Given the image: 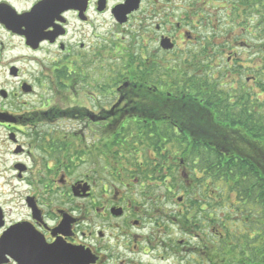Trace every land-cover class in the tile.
I'll return each mask as SVG.
<instances>
[{
  "label": "flooded vegetation",
  "instance_id": "af4514ba",
  "mask_svg": "<svg viewBox=\"0 0 264 264\" xmlns=\"http://www.w3.org/2000/svg\"><path fill=\"white\" fill-rule=\"evenodd\" d=\"M212 1L0 0V74L18 81L0 89L15 159L0 176V264H213L214 195L189 168L195 147L165 139L197 134L182 120L196 126L203 102ZM233 48L217 69L248 47Z\"/></svg>",
  "mask_w": 264,
  "mask_h": 264
},
{
  "label": "trees",
  "instance_id": "16d2710c",
  "mask_svg": "<svg viewBox=\"0 0 264 264\" xmlns=\"http://www.w3.org/2000/svg\"><path fill=\"white\" fill-rule=\"evenodd\" d=\"M212 2L215 23L225 22L227 30L214 34L213 40L205 39L197 56V67L203 68L205 77L198 78L192 90L203 102L193 107L196 126L186 124L189 118L182 120L183 130L190 128L197 134L177 137L168 130L166 145L195 147L188 153L189 168L199 173L195 178L205 189L201 193L214 195L213 225L219 233L213 242V264H264V0ZM218 9L225 14L218 15ZM235 43L248 47L241 48L243 52L253 51V58L248 57L251 66H244L242 54L236 51L235 70L217 69L230 66L226 57L234 55ZM185 89L179 85L176 90L184 94ZM177 113L189 111L180 106ZM153 139L148 137L150 145ZM131 140L134 145L142 138ZM172 169L174 164H165L164 171ZM155 173L151 169L149 175ZM170 176L177 178L174 173Z\"/></svg>",
  "mask_w": 264,
  "mask_h": 264
},
{
  "label": "rangeland",
  "instance_id": "374dc122",
  "mask_svg": "<svg viewBox=\"0 0 264 264\" xmlns=\"http://www.w3.org/2000/svg\"><path fill=\"white\" fill-rule=\"evenodd\" d=\"M218 15H223L225 14L224 11L218 9ZM225 22H221L219 24L215 23V28L217 27V30H214L213 31H209L208 33L210 34H218L220 32H222L223 30L226 31L227 30V27H226V23L224 24ZM203 38L202 40V43L205 41V39H211L213 40V37H201ZM227 37H225V40H226ZM217 39H221V37H217ZM216 42H220L221 40H215ZM249 42H252L251 38L249 40ZM200 49V46L198 48V50ZM246 52H243V49H238L237 52L238 54H242V58L245 60V63H243L244 66L246 67H250L251 64L249 62V59L254 56L253 54V51H251L250 49L249 50H245ZM253 54V55H252ZM248 57H250L248 59ZM253 58V57H252ZM8 60V59H7ZM25 73V77L28 76V72H24ZM15 83H18V81H14L12 80L7 74H0V89H7V90H12V91H17L18 89V84H15ZM66 94H63V92H57L56 90L54 89H49V100L51 101V106H57L59 108H63L65 107V105H63V103L66 102ZM28 102H30V100H27ZM0 143L2 145H0V153H2L3 155V159H2V164L0 166V176H5L6 173L5 171H7V167H9V165L6 164V162H8V164H12L15 159L12 157V154H13V147L12 145L8 142V136H7V132L6 131H1V135H0ZM2 141H6L7 142V145L6 146H3V143ZM77 172V170H75ZM4 173V175L2 174ZM7 176H10L8 173H7ZM212 190V189H211ZM162 191H163V188H162Z\"/></svg>",
  "mask_w": 264,
  "mask_h": 264
},
{
  "label": "water",
  "instance_id": "95a60500",
  "mask_svg": "<svg viewBox=\"0 0 264 264\" xmlns=\"http://www.w3.org/2000/svg\"><path fill=\"white\" fill-rule=\"evenodd\" d=\"M167 43H168V40L164 41V42H163V46H164L165 49L168 50V49L172 48V46H166Z\"/></svg>",
  "mask_w": 264,
  "mask_h": 264
}]
</instances>
